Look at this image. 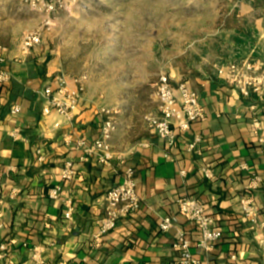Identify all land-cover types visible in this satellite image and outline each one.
Here are the masks:
<instances>
[{
    "label": "crops",
    "instance_id": "crops-1",
    "mask_svg": "<svg viewBox=\"0 0 264 264\" xmlns=\"http://www.w3.org/2000/svg\"><path fill=\"white\" fill-rule=\"evenodd\" d=\"M213 12L210 29L200 31L189 44L190 61L166 72L172 84L186 82L198 93L206 113L188 131L178 132L169 148L144 121L147 114L158 115L155 90L144 89L154 86L151 82L139 84L141 90L132 85L130 101H110L116 85H93L86 69L80 75H65L70 88H75L73 78L83 79L75 118L44 116L38 91L63 74L61 55L45 44L44 34L41 45L29 54L22 52L21 42L46 21L51 30L54 18L31 11L23 0L0 2V46L6 60L0 69L12 73V81L0 87V244L6 245L0 264H177L174 243L179 232L190 240L200 264H264V98L246 101L218 75L219 67L231 62H249L264 70V0H226ZM67 57L69 53H62V59ZM14 105H20V113L11 112ZM103 109L114 112L116 126L109 165L95 157L81 160L83 151L75 146L78 140L101 136ZM255 119L261 122L260 130ZM57 122L60 128H54ZM14 131L19 132L16 139L11 136ZM196 138V150L189 151ZM39 150L43 163L38 161ZM68 161L77 170L71 183L61 178ZM205 165L212 171L211 179L202 172ZM128 168L135 170L141 207L120 219L94 248L107 191L121 183ZM252 173L263 178L255 190L249 189ZM58 184L63 187L61 198L53 200L49 190ZM183 197L200 201L222 233L211 250L199 246L198 226L179 215ZM66 199L74 204L73 221L65 218ZM243 199H252L258 207L256 222L243 215ZM174 216V227L161 232L162 218Z\"/></svg>",
    "mask_w": 264,
    "mask_h": 264
},
{
    "label": "built area",
    "instance_id": "built-area-1",
    "mask_svg": "<svg viewBox=\"0 0 264 264\" xmlns=\"http://www.w3.org/2000/svg\"><path fill=\"white\" fill-rule=\"evenodd\" d=\"M2 0H0L1 2ZM79 0H23L28 8L36 13L44 14L52 18L57 14L69 11L78 4ZM49 21H46L45 27L48 28ZM44 29L27 32L21 42V50L24 54H29L34 48L42 43ZM3 48L0 46V63L6 62L2 56ZM218 75L222 77L229 85L233 86L243 97L248 98L251 93L257 95L259 99L264 98V70L255 67L252 63L245 62L236 64L228 63L218 69ZM12 81V73L5 69H0V87H5ZM68 78L63 74L56 75L53 80L43 87L38 93L44 101L43 115L49 116L56 113L63 119L72 120L75 118L76 111L80 106L81 95L84 92L83 79L75 77L72 79L75 88H70ZM155 94L158 101V115L147 114L144 121L148 127L158 137L163 139L169 148L176 143L177 133L188 131L192 124L203 120L206 117L205 109L200 103L198 93L192 89L186 82H180L176 85L170 82L167 75H161L155 84ZM13 114L21 112L20 105H14L11 109ZM104 121L101 127V133L98 139L93 141L78 140L75 143L76 149L83 151L81 160H88L95 157L99 163L109 165L114 159L111 140L115 132L114 112L110 109H103ZM257 130L262 128L258 119L254 120ZM61 123L54 124V128H60ZM18 131L11 133L13 138H18ZM70 142V140H67ZM200 138H196L189 144L188 150L195 151ZM39 163H43L45 158L42 151H37ZM242 169H248L242 165ZM204 176L208 179L213 177L209 165L202 168ZM77 177V170L73 161L65 163L61 178L66 183H71ZM263 182L262 176L258 173H252L250 190L260 187ZM63 191L62 185L58 184L49 190V197L53 200H59ZM104 215L99 222V230L93 238L92 246L98 248L102 245L104 237L112 232L120 219L128 217L137 212L141 207V200L136 188L135 170L128 168L124 172L123 179L116 187L111 188L105 197ZM66 211L65 218L73 221L74 204L71 199L64 201ZM179 215L188 222L198 226L201 239L199 246L211 250L213 246L221 241L222 233L214 226V219L207 214L205 206L198 200L191 197H183L178 201ZM243 215L256 222L259 210L252 199L242 200ZM177 218H162L159 229L161 232H167L174 227ZM174 248L179 252L177 264H200L191 252L190 240L182 232L178 233ZM0 258L6 255V245L0 244ZM237 259L236 255L232 256ZM33 259L37 262L39 251L35 250ZM264 263V257H263Z\"/></svg>",
    "mask_w": 264,
    "mask_h": 264
},
{
    "label": "rangeland",
    "instance_id": "rangeland-1",
    "mask_svg": "<svg viewBox=\"0 0 264 264\" xmlns=\"http://www.w3.org/2000/svg\"><path fill=\"white\" fill-rule=\"evenodd\" d=\"M226 0H79L44 29L45 44L60 52L62 73L88 71L94 85H116L110 101H130L132 85L150 82L190 61V42L210 29L215 13ZM224 18L222 12L218 16ZM41 29V28H40ZM82 37L85 36V38ZM200 49L196 45L195 51ZM184 52L182 57L179 53ZM62 53L70 57L62 59ZM197 60V59H195ZM131 92V93H130ZM140 101H146L145 98Z\"/></svg>",
    "mask_w": 264,
    "mask_h": 264
},
{
    "label": "trees",
    "instance_id": "trees-1",
    "mask_svg": "<svg viewBox=\"0 0 264 264\" xmlns=\"http://www.w3.org/2000/svg\"><path fill=\"white\" fill-rule=\"evenodd\" d=\"M38 94H39V93H38ZM39 95H40V94H39ZM256 99H257V96H256L255 94L251 93L250 96L246 99V101H255ZM112 188H113V187H112ZM110 189H111V188H110ZM110 189H109V190H110ZM109 190H108V191H109ZM108 191H107V192H108Z\"/></svg>",
    "mask_w": 264,
    "mask_h": 264
}]
</instances>
